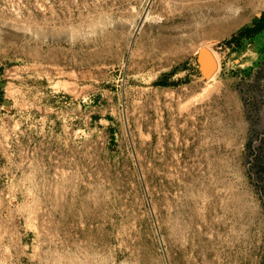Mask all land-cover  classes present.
I'll return each instance as SVG.
<instances>
[{
	"label": "rangeland",
	"instance_id": "rangeland-1",
	"mask_svg": "<svg viewBox=\"0 0 264 264\" xmlns=\"http://www.w3.org/2000/svg\"><path fill=\"white\" fill-rule=\"evenodd\" d=\"M263 11L0 0V264H264Z\"/></svg>",
	"mask_w": 264,
	"mask_h": 264
},
{
	"label": "trees",
	"instance_id": "trees-1",
	"mask_svg": "<svg viewBox=\"0 0 264 264\" xmlns=\"http://www.w3.org/2000/svg\"><path fill=\"white\" fill-rule=\"evenodd\" d=\"M264 34V11L257 16L251 25L243 27L238 35L233 37V41L238 44L245 39L254 38L256 36H262Z\"/></svg>",
	"mask_w": 264,
	"mask_h": 264
},
{
	"label": "built area",
	"instance_id": "built-area-1",
	"mask_svg": "<svg viewBox=\"0 0 264 264\" xmlns=\"http://www.w3.org/2000/svg\"><path fill=\"white\" fill-rule=\"evenodd\" d=\"M259 71H261V80L259 81L260 87L257 89V91L251 93L254 97V101L257 102L259 107H261V111H263L264 114V59L260 64ZM253 77V76H252Z\"/></svg>",
	"mask_w": 264,
	"mask_h": 264
},
{
	"label": "water",
	"instance_id": "water-1",
	"mask_svg": "<svg viewBox=\"0 0 264 264\" xmlns=\"http://www.w3.org/2000/svg\"><path fill=\"white\" fill-rule=\"evenodd\" d=\"M208 61H210V65L207 64ZM202 63H203L206 74L210 75L215 71L216 69L215 60L213 59L212 55L208 51H203Z\"/></svg>",
	"mask_w": 264,
	"mask_h": 264
},
{
	"label": "bare ground",
	"instance_id": "bare-ground-1",
	"mask_svg": "<svg viewBox=\"0 0 264 264\" xmlns=\"http://www.w3.org/2000/svg\"><path fill=\"white\" fill-rule=\"evenodd\" d=\"M205 50H206V49H205ZM207 64L210 65V61H208ZM207 64H206V65H207Z\"/></svg>",
	"mask_w": 264,
	"mask_h": 264
}]
</instances>
